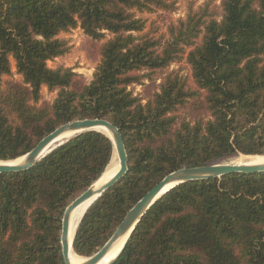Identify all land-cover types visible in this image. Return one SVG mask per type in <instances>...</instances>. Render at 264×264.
<instances>
[{
	"label": "trees",
	"instance_id": "obj_1",
	"mask_svg": "<svg viewBox=\"0 0 264 264\" xmlns=\"http://www.w3.org/2000/svg\"><path fill=\"white\" fill-rule=\"evenodd\" d=\"M202 1L160 35L143 16L175 13L177 0H0V161L74 121L105 120L124 142L127 172L82 216L77 256L96 254L167 175L264 156V0ZM77 30L97 61L89 83L48 66L71 53L65 36ZM182 61L190 76L168 70ZM111 157L110 140L86 132L0 173V264H64L63 214ZM111 264H264V172L173 188Z\"/></svg>",
	"mask_w": 264,
	"mask_h": 264
},
{
	"label": "water",
	"instance_id": "obj_2",
	"mask_svg": "<svg viewBox=\"0 0 264 264\" xmlns=\"http://www.w3.org/2000/svg\"><path fill=\"white\" fill-rule=\"evenodd\" d=\"M97 129L106 130L110 136H106L104 133ZM86 132H98L105 135L112 144V158H115L118 164L116 173L104 184L95 186V182L90 186L82 195L75 199L65 210L62 221H61V234H60V246L61 255L64 264L69 263V251H70V214L79 205L92 200L91 204L95 202L101 195L118 183L127 172V155L119 130L105 120L93 119V120H82L67 123L45 138H43L29 153L21 157L20 164L16 166H5L0 164V173L20 172L26 171L34 166L38 161L44 158L48 153L64 144L71 138L86 133ZM68 137V138H67ZM242 156V155H240ZM1 162V161H0ZM3 162V161H2ZM107 168V167H106ZM106 170V169H105ZM104 170V171H105ZM264 166L258 167H235L229 166L227 163H220L216 165L195 167V168H184L177 170L163 178L156 186H154L149 192H147L142 199H140L125 215L122 222L118 225L115 232L104 244V246L93 256L86 258L87 260L82 264H97L112 247L120 240L125 238V242L120 250L122 251L127 239L134 231L135 227L142 220L146 212L166 193L173 188L188 182L204 181L209 179H219L222 176L229 174H252V173H263ZM90 204V205H91ZM81 221V219H80ZM79 221V223H80ZM78 223V225H79ZM77 225V227H78ZM77 229V228H76ZM76 230L74 232L73 239ZM118 253V255L120 254ZM117 255V256H118ZM117 256L114 258L116 259ZM113 259V260H114ZM112 260V261H113Z\"/></svg>",
	"mask_w": 264,
	"mask_h": 264
},
{
	"label": "rangeland",
	"instance_id": "obj_3",
	"mask_svg": "<svg viewBox=\"0 0 264 264\" xmlns=\"http://www.w3.org/2000/svg\"><path fill=\"white\" fill-rule=\"evenodd\" d=\"M190 0H177V11L172 14L168 13H158L154 15H144L143 18L147 19L148 22H155V24L159 27V34L160 35H165L167 32V27L171 23H175L179 19H183L185 15V8L187 2ZM197 6L200 5L203 1L202 0H196ZM220 0H216L217 5H219ZM74 37L72 41L74 43H77L78 46H72L71 53L63 58V59H58L55 62H50L48 64L49 67L54 68L56 66L62 65L67 68H72L73 71L80 75L85 83H89L92 78V74L94 71V68L97 64V61L95 58H91L84 49V44L86 42V39L80 35V33L77 31L74 34H72ZM71 35V36H72ZM65 38H68L65 36ZM169 71H179L182 76H190V69L187 66V64L182 61L179 64H173L169 69ZM18 79V78H17ZM19 80V79H18ZM160 81H157L155 84L158 85ZM155 87H149L146 90H142L141 88L136 89V93H142L143 97H148L146 95V91H152ZM43 100L47 102H52L55 98V94H49L45 89L42 90L41 92ZM180 117L181 118H188L190 119V116H188L187 112H180ZM227 161L225 163L228 164Z\"/></svg>",
	"mask_w": 264,
	"mask_h": 264
},
{
	"label": "bare ground",
	"instance_id": "obj_4",
	"mask_svg": "<svg viewBox=\"0 0 264 264\" xmlns=\"http://www.w3.org/2000/svg\"><path fill=\"white\" fill-rule=\"evenodd\" d=\"M98 131L104 133L106 136H110V134L104 130V129H97ZM68 138V137H67ZM21 158L14 160V161H6V162H0V164H3L5 166H16L20 164ZM229 166H235V167H258V166H264V156H238L237 158H234L228 162ZM118 164L115 158H112L110 160L106 170L103 172V174L100 176V178L95 183V186H100L104 184L106 181H108L117 171ZM92 200L87 201L78 207H76L73 212L70 214V251H69V263L70 264H82L87 259L77 256L73 249L71 248L72 238L74 235V232L77 228V225L84 215L85 211L89 208ZM125 242V238L120 240L118 243H116L112 249L104 256L97 264H111L112 260L118 255L120 252L123 244Z\"/></svg>",
	"mask_w": 264,
	"mask_h": 264
},
{
	"label": "built area",
	"instance_id": "obj_5",
	"mask_svg": "<svg viewBox=\"0 0 264 264\" xmlns=\"http://www.w3.org/2000/svg\"><path fill=\"white\" fill-rule=\"evenodd\" d=\"M79 33H80V35H82V33L79 31V30H77ZM77 31H74V32H72L71 34H69V35H67V39L70 41V45L71 46H78V44L77 43H74V41H72V39H73V35L72 34H74L75 32H77ZM72 35V36H71ZM82 37H83V35H82Z\"/></svg>",
	"mask_w": 264,
	"mask_h": 264
}]
</instances>
